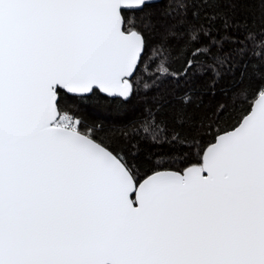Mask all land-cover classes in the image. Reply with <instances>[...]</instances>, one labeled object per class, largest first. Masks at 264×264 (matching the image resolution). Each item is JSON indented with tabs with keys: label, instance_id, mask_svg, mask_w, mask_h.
<instances>
[{
	"label": "snow or ice",
	"instance_id": "6c2138e0",
	"mask_svg": "<svg viewBox=\"0 0 264 264\" xmlns=\"http://www.w3.org/2000/svg\"><path fill=\"white\" fill-rule=\"evenodd\" d=\"M0 264H264V0H0Z\"/></svg>",
	"mask_w": 264,
	"mask_h": 264
},
{
	"label": "trees",
	"instance_id": "16d2710c",
	"mask_svg": "<svg viewBox=\"0 0 264 264\" xmlns=\"http://www.w3.org/2000/svg\"><path fill=\"white\" fill-rule=\"evenodd\" d=\"M239 12L243 15L240 18H247L249 22L255 20L256 21V27L259 26V15H260V5L259 3H252L247 5H242L239 8ZM227 86V85H226ZM217 101H223L225 103H228L229 101L225 98V96L221 92H217L216 97L209 101L206 99L207 103L215 104ZM84 110L88 113L89 120H95L97 123H119L120 118L116 116L114 112H112L111 109L105 108L100 111H96L94 107L91 104H87L84 106ZM120 147H123V145H120ZM142 148V155L137 157V162L141 164L143 167V159L144 156H146L149 152L154 154H162L169 151L167 146L163 147H157L153 146L151 144H143L141 146ZM126 151H131V149H126ZM178 151L183 154L184 149H178Z\"/></svg>",
	"mask_w": 264,
	"mask_h": 264
}]
</instances>
